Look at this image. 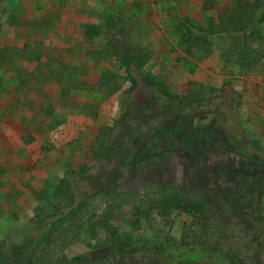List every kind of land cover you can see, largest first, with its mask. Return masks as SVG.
<instances>
[{"label": "rangeland", "instance_id": "1", "mask_svg": "<svg viewBox=\"0 0 264 264\" xmlns=\"http://www.w3.org/2000/svg\"><path fill=\"white\" fill-rule=\"evenodd\" d=\"M237 1L245 0H179L177 15L168 0H0V242L21 245L23 264H264V60L246 73L220 58L227 37L213 40L208 57L188 56L177 31L181 18L203 26ZM88 24L100 27L94 39ZM109 42L150 57L131 70L138 87L129 95L124 81L109 97L106 88L84 90L105 71L126 78L116 58L90 56ZM24 44L28 52L13 56L9 48ZM63 66L73 70L58 85ZM145 75L179 96L216 91L194 109L149 88ZM115 121L118 145L100 164L98 130ZM66 171L74 204L84 206L38 244L58 216L42 193ZM161 182L204 203L210 222L153 206L151 186ZM136 206L144 215L135 230ZM99 221L116 229L117 244Z\"/></svg>", "mask_w": 264, "mask_h": 264}, {"label": "trees", "instance_id": "2", "mask_svg": "<svg viewBox=\"0 0 264 264\" xmlns=\"http://www.w3.org/2000/svg\"><path fill=\"white\" fill-rule=\"evenodd\" d=\"M173 3V8L178 15L177 3L179 0H168ZM177 25V31L180 34V41L184 47L185 53L188 56L194 55L195 52L201 53L205 56L213 54V40L218 38L227 37L230 40V44L227 50L222 53L220 58L228 59L233 64L244 70L246 73L255 71L256 67L264 60V0H252V1H237L232 11L228 14L220 13L216 19H210L205 25L193 24L187 18H181ZM106 27L112 28L113 21L106 20ZM105 25V24H104ZM100 27L92 24L85 26L86 36L90 39H94L99 35ZM13 53V56L20 55L23 52H28L27 44H24L22 48H9ZM6 50L0 49V55H5ZM91 57L97 59L116 58L120 63V67L126 72V78H121L115 73L105 71L103 72L97 83L93 85L83 86L84 90L94 92V89L100 93L99 88H106L107 97L119 92L124 82H128V88L123 92L124 95L132 93L137 87L138 82L133 77L135 72H140L142 68L147 64L150 57L148 52L143 48L135 45L128 52L121 54L118 47L110 43L108 47L103 51H97L90 53ZM39 62V58L35 57ZM73 70L72 67L63 66L61 70L55 74V82L63 84L65 74L70 73ZM143 83L149 88L158 89L166 98L174 103L180 105H187L198 109L207 104L204 95L208 93H215L216 89L204 88L200 86L198 90H191L185 96H179L171 93L167 90L165 84L157 80L155 77L145 75ZM1 87V84H0ZM75 89H82L81 86H74ZM63 95L66 97L68 91L65 88L61 89ZM124 104L131 109V102L126 98ZM130 112H127L121 118L123 123L126 117L130 116ZM117 127V121L114 122L112 127H101L98 130L96 137V143L98 150L93 154L94 159L98 163L110 164L112 161V153L115 151L117 140L115 139V128ZM73 174L69 171L64 173V176L58 181L57 186L51 193L43 192V198L49 203L54 212L58 213V216L54 218L51 226L47 232L43 234V238L38 244H42L46 241L53 229L60 227L62 224L74 219L76 211L82 209L85 201H81L78 204H74V181H72ZM153 188L151 203L157 209H161L164 214H168L174 211H180L187 215L194 217V225L205 226L213 218L209 208L197 199L187 197L179 190L161 182L151 186ZM258 198L264 196V181H262L257 189ZM61 201L66 203V206L59 204ZM42 212L41 208H36V213ZM143 210L136 206L134 211L135 220L132 221L133 227L140 224ZM144 215V214H143ZM75 216V217H74ZM76 219V218H75ZM99 221L94 224L97 227L102 226V229L111 237V240L117 244L120 238L117 235L116 229L109 225H104ZM80 221H76V225H81ZM81 228V227H80ZM138 226L134 229L136 230ZM89 231H95L93 225L89 226ZM8 250H10L8 252ZM7 250L6 244L0 242V264H23V247L21 245L12 244Z\"/></svg>", "mask_w": 264, "mask_h": 264}, {"label": "crops", "instance_id": "3", "mask_svg": "<svg viewBox=\"0 0 264 264\" xmlns=\"http://www.w3.org/2000/svg\"><path fill=\"white\" fill-rule=\"evenodd\" d=\"M15 57H16V56H15ZM2 86H3V85L1 84V87H0L1 90H2Z\"/></svg>", "mask_w": 264, "mask_h": 264}]
</instances>
